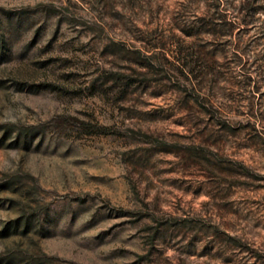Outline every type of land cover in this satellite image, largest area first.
Returning <instances> with one entry per match:
<instances>
[{"label": "rangeland", "instance_id": "374dc122", "mask_svg": "<svg viewBox=\"0 0 264 264\" xmlns=\"http://www.w3.org/2000/svg\"><path fill=\"white\" fill-rule=\"evenodd\" d=\"M0 23V229L37 215L0 255L264 264V0H0Z\"/></svg>", "mask_w": 264, "mask_h": 264}, {"label": "trees", "instance_id": "16d2710c", "mask_svg": "<svg viewBox=\"0 0 264 264\" xmlns=\"http://www.w3.org/2000/svg\"><path fill=\"white\" fill-rule=\"evenodd\" d=\"M6 46H7V43H6V38H5V34H4V31L2 30V25L0 23V56L2 55L3 51H5L6 49ZM185 62L182 61V65H184ZM1 128H5L4 126L0 125V129ZM7 131H4V134L6 133ZM39 131L37 130V128H30L28 129L27 132L24 133L25 138L29 135H35L37 134ZM21 135L22 133L19 131V133L17 134L16 138L14 139L13 141V145L15 144H18L19 141H20V138H21ZM3 140L5 141L6 140V136L4 135L3 136ZM25 147H27L30 142H31V139H25ZM7 183H0V188L1 189H5V187H7ZM36 216L35 214H30L28 213L27 211H24V213L22 215L19 216L18 219H16L15 221H13L12 223H14V231H16L19 226L21 225V222H25V227L28 228L29 227V222L30 221H35L36 219ZM38 220H40V218H38ZM11 227H10V224H7L5 226H3L1 229H0V237H7V236H10L11 234H13L14 231H11L10 230ZM43 260H44V255H39L37 253H29V257H28V260L27 261H24V260H19L17 258L16 255H0V264H42L43 263Z\"/></svg>", "mask_w": 264, "mask_h": 264}]
</instances>
